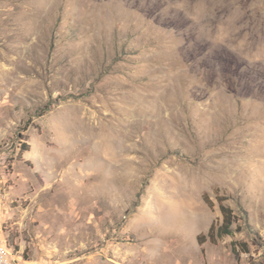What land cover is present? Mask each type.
Returning a JSON list of instances; mask_svg holds the SVG:
<instances>
[{
    "label": "rangeland",
    "instance_id": "1",
    "mask_svg": "<svg viewBox=\"0 0 264 264\" xmlns=\"http://www.w3.org/2000/svg\"><path fill=\"white\" fill-rule=\"evenodd\" d=\"M216 193L241 230L199 245ZM0 239L16 264H264V0H0Z\"/></svg>",
    "mask_w": 264,
    "mask_h": 264
},
{
    "label": "trees",
    "instance_id": "2",
    "mask_svg": "<svg viewBox=\"0 0 264 264\" xmlns=\"http://www.w3.org/2000/svg\"><path fill=\"white\" fill-rule=\"evenodd\" d=\"M203 198L208 206H214L212 199L207 193L204 194ZM216 199L218 201L219 209L222 215V222L217 228L211 225L206 234L197 235V242L199 245H202L207 239L211 242H215L218 237H222L223 235H232L233 233L239 232L241 230V226L237 224L238 221L236 220L233 209L230 206L224 204V201L227 199V197L216 193ZM234 224H237L235 228H233ZM238 244L241 246V251L248 252V246L246 242H239Z\"/></svg>",
    "mask_w": 264,
    "mask_h": 264
},
{
    "label": "built area",
    "instance_id": "3",
    "mask_svg": "<svg viewBox=\"0 0 264 264\" xmlns=\"http://www.w3.org/2000/svg\"><path fill=\"white\" fill-rule=\"evenodd\" d=\"M10 260H15L10 257V253H4L1 249V240H0V264H10Z\"/></svg>",
    "mask_w": 264,
    "mask_h": 264
},
{
    "label": "bare ground",
    "instance_id": "4",
    "mask_svg": "<svg viewBox=\"0 0 264 264\" xmlns=\"http://www.w3.org/2000/svg\"><path fill=\"white\" fill-rule=\"evenodd\" d=\"M1 249L4 251V253H10V257L13 258L7 243L1 241ZM10 264H16V261L10 260Z\"/></svg>",
    "mask_w": 264,
    "mask_h": 264
},
{
    "label": "crops",
    "instance_id": "5",
    "mask_svg": "<svg viewBox=\"0 0 264 264\" xmlns=\"http://www.w3.org/2000/svg\"><path fill=\"white\" fill-rule=\"evenodd\" d=\"M0 240H1V239H0ZM1 241L5 242V240H1Z\"/></svg>",
    "mask_w": 264,
    "mask_h": 264
}]
</instances>
